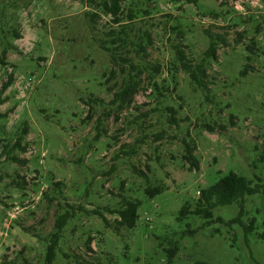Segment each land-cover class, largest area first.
Segmentation results:
<instances>
[{"label": "rangeland", "instance_id": "rangeland-1", "mask_svg": "<svg viewBox=\"0 0 264 264\" xmlns=\"http://www.w3.org/2000/svg\"><path fill=\"white\" fill-rule=\"evenodd\" d=\"M88 6V0H0V89L11 78L0 107V264H45L55 220L65 213L70 217L51 264H264L263 193L246 197L240 223H231L236 205L207 220L179 219L198 191L229 172L264 186L258 160L264 0H127L124 17L129 9L145 11L129 33L144 38L149 62L161 67L159 92L150 97L139 90L130 107L108 116L107 88L115 80L106 79L114 66L98 41L109 18L91 31ZM206 31L227 42L216 61L207 60L209 101L180 70L177 55L181 48L200 60L210 42ZM165 108L174 110L178 125L169 124ZM183 140L193 146L198 170L183 159ZM16 141L24 151L8 155L18 158L14 163L1 154ZM120 146L136 153L117 159ZM147 185L163 191L148 198ZM122 197L141 206L136 226L116 234L115 215L106 209ZM252 219L246 235L242 224Z\"/></svg>", "mask_w": 264, "mask_h": 264}, {"label": "trees", "instance_id": "trees-1", "mask_svg": "<svg viewBox=\"0 0 264 264\" xmlns=\"http://www.w3.org/2000/svg\"><path fill=\"white\" fill-rule=\"evenodd\" d=\"M126 1L127 0H88V7L91 10L84 13L91 31L94 32L96 31V25L100 18H109L106 23L109 25V28H107L103 37L98 41L100 50L109 56L110 63L114 66V68H112L108 73V77L106 79V83L111 81V79L115 80L113 86L107 88V90L113 95L108 104L111 108L106 110L103 114L104 116H108L110 113L113 114L116 112H122L130 107L139 90L149 91L150 93L148 96L150 97L159 92L155 76L160 74L161 67L159 65H152L149 62L148 48L144 38L140 35H134L132 37L129 33L130 29L128 25L132 21L136 20L137 14H144L145 11L141 10L138 13H134L132 9H129L127 11V15L124 17L125 12L122 5ZM206 34L208 35L210 42L207 50L204 52L203 57L200 60L197 61L190 58L181 48H178L177 55L180 70L188 77L191 85H193L198 91L206 94L205 99L209 101L207 94L210 91L209 85L211 82L209 81L206 66L207 60L211 59L216 61L218 46L226 45L227 42L222 34L212 35L208 31H206ZM15 37L19 38L17 34H15ZM246 51L253 53L252 46H247ZM249 60L250 57L247 56L246 61ZM0 63L4 64L2 60H0ZM247 67V65L244 66L241 74H245ZM119 77L121 79L119 81L120 83L117 81V78ZM10 83L11 78H9L0 89V107L6 101L2 98V95L9 87ZM89 100L91 99L89 98ZM165 110L171 114L170 119H168L169 124L178 125L174 110H172V108H165ZM142 115L143 117H147L146 113ZM0 117L3 116L0 114ZM116 119H118L117 116ZM158 135L157 139H160L162 134L160 133ZM144 140L145 135L136 141V145L143 144ZM183 143L185 145V154L183 159L190 164L189 169L198 170V162L193 155V146L186 143L184 140ZM127 148L129 149L126 152L124 151L125 146H120V150L118 151L119 154L116 155L115 158L118 159L120 156H129L136 153V149L134 147L127 146ZM2 149L1 155L7 156L6 159L14 163L18 162V158L16 156L9 157L8 155L15 150L24 151V148L21 147L20 141H16L13 144H7ZM258 160L259 162H264V144L261 146ZM133 169L134 171H137L135 168ZM138 173L145 177L147 181V176L144 173ZM162 191L163 188L160 186L151 187L147 185L144 188L143 193L148 198H153ZM198 193L199 194H197V198L193 204H185L181 208L179 219H185L189 215H194L198 218L207 220L212 217L213 211L222 207L236 205L239 208V214L231 221V223H240L241 217L244 215L243 209L246 197L253 196L258 193L264 194V186L261 184L252 186L251 180L234 172H229L215 184L201 189ZM140 206L141 203L138 200H131L129 198L127 199L122 197L117 208L106 209L110 214L115 215L112 229L116 234H120L122 229H133L136 226L138 219L137 212ZM94 213L99 215L107 226L110 225L100 212L94 211ZM69 217V213L57 216L54 224V232L46 250L45 264H51L54 262L58 242L62 237V232L67 225ZM242 226L244 233L248 235L254 230V220L252 219L248 225L242 224ZM189 233L193 234L194 231H189ZM260 237L261 239H264V234ZM91 241L92 238H88V249ZM176 250L177 248L175 246L167 250L169 262H171Z\"/></svg>", "mask_w": 264, "mask_h": 264}, {"label": "built area", "instance_id": "built-area-1", "mask_svg": "<svg viewBox=\"0 0 264 264\" xmlns=\"http://www.w3.org/2000/svg\"><path fill=\"white\" fill-rule=\"evenodd\" d=\"M197 194H199V193L197 192Z\"/></svg>", "mask_w": 264, "mask_h": 264}]
</instances>
